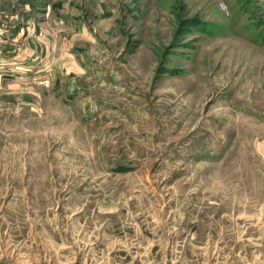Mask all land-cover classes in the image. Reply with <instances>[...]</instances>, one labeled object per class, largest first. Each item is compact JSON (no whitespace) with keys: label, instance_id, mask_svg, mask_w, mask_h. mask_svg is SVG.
Returning a JSON list of instances; mask_svg holds the SVG:
<instances>
[{"label":"rangeland","instance_id":"1","mask_svg":"<svg viewBox=\"0 0 264 264\" xmlns=\"http://www.w3.org/2000/svg\"><path fill=\"white\" fill-rule=\"evenodd\" d=\"M0 7V264H264V0Z\"/></svg>","mask_w":264,"mask_h":264},{"label":"crops","instance_id":"2","mask_svg":"<svg viewBox=\"0 0 264 264\" xmlns=\"http://www.w3.org/2000/svg\"><path fill=\"white\" fill-rule=\"evenodd\" d=\"M12 14H8L6 12H4L1 7H0V38L2 39V37L7 38V40H16V38L20 39L22 37V35L24 34V29H21L20 31H18L17 36L13 35L14 33H6V29L9 27H12L11 25H13L14 23L12 22L13 20L11 19ZM5 30V31H4Z\"/></svg>","mask_w":264,"mask_h":264}]
</instances>
